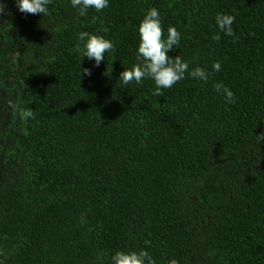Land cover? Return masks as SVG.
I'll return each mask as SVG.
<instances>
[{"label": "trees", "instance_id": "1", "mask_svg": "<svg viewBox=\"0 0 264 264\" xmlns=\"http://www.w3.org/2000/svg\"><path fill=\"white\" fill-rule=\"evenodd\" d=\"M2 3L0 264H111L142 248L156 264H264V0H110L86 17L71 0L43 17ZM153 6L165 35L182 33L169 55L207 82L186 75L158 97L151 80H118ZM80 31L114 42L99 67L75 50Z\"/></svg>", "mask_w": 264, "mask_h": 264}, {"label": "clouds", "instance_id": "2", "mask_svg": "<svg viewBox=\"0 0 264 264\" xmlns=\"http://www.w3.org/2000/svg\"><path fill=\"white\" fill-rule=\"evenodd\" d=\"M16 7L21 13L39 14L42 17L49 14V5L52 0H15ZM72 8L76 9L81 17H86L90 9L97 13L102 12L110 6V0H71ZM4 11L2 0H0V12ZM162 15L155 6L151 7L143 19L140 21L137 31L139 35V44L136 49V63L129 69H124L118 80L125 86L135 83L142 86L146 79L155 84L153 95L161 97L163 90L171 89L175 84L184 80L186 75L197 80L207 82L209 74L203 67L190 69L189 62L180 55L175 57L169 55L171 51L179 49L182 33L175 26L169 25L167 33L162 24ZM219 32L229 37H235L233 24L235 17L229 14H218L215 18ZM107 31V29H104ZM214 41H219L221 36L214 33L211 37ZM77 45L75 50L81 53L89 61H94V67H99L105 61V54L111 53L114 48V42L105 38L103 35H97L88 31H80L77 35ZM82 68V67H81ZM214 71L221 70V63L214 62L212 65ZM91 69L82 68V77L90 76ZM215 90L222 93L228 103L234 102V93L224 84H215ZM23 118L33 116L31 110L21 111ZM6 118L0 116V126ZM264 139V136H261ZM2 141V139H1ZM81 218V223H84ZM150 245V241H146ZM111 264H156L154 257L150 252L142 248L140 250H117L111 256ZM170 264H175L171 261Z\"/></svg>", "mask_w": 264, "mask_h": 264}]
</instances>
